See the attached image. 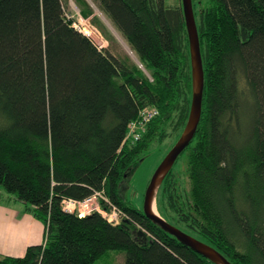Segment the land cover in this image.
<instances>
[{"label":"trees","instance_id":"1","mask_svg":"<svg viewBox=\"0 0 264 264\" xmlns=\"http://www.w3.org/2000/svg\"><path fill=\"white\" fill-rule=\"evenodd\" d=\"M92 1L148 73L75 27L63 0H0V201H20L43 223L40 242L0 255V264H94L118 252L123 264H216L121 196L151 142L173 137L164 155L188 116L181 2ZM194 1L201 114L157 188L156 210L232 264H264V0ZM152 106L157 114L131 141L129 123ZM180 158L187 189L174 172ZM95 191L124 213L118 222L63 208Z\"/></svg>","mask_w":264,"mask_h":264},{"label":"rangeland","instance_id":"2","mask_svg":"<svg viewBox=\"0 0 264 264\" xmlns=\"http://www.w3.org/2000/svg\"><path fill=\"white\" fill-rule=\"evenodd\" d=\"M87 1L91 7L93 8V14L96 15L98 18L97 22L90 21L89 17H83L80 13V8L78 2L76 0H63L65 15L69 19L72 20V24L79 28L82 32L88 34L93 41L98 46H107L112 52L118 51L120 53H127L131 59L145 72L148 73L146 69L139 63L140 61L137 59L135 53L129 48L128 44L121 36V34L116 30V28L112 25V23L107 19V17L98 9V7L94 4L92 0H85ZM203 0H195V8H198L200 3ZM198 3V4H197ZM108 36H112V40L109 41ZM153 108L156 110L157 114L158 110L156 107H148ZM153 115V116H154ZM151 116L142 126L141 128L137 127V131L139 132V137L145 130V126L148 121L153 117ZM173 141V137H167L162 142L158 141L157 139L153 140L147 150H145L140 160H138L134 169H130L126 176L123 178L122 182L120 183L121 186V196L128 200L129 203L134 205L135 207L142 208V200L145 187L147 182L155 169L156 165L160 161L161 157H163V153L165 149L170 146ZM164 151V152H163ZM174 172L177 175V178L180 182V185L183 189H187L189 187L188 177L185 171V163L183 158H180L178 161L177 166L174 169ZM100 197L97 198L96 204H100ZM9 200V199H8ZM20 204L21 202L18 201ZM16 203V205H19ZM22 204V203H21ZM95 204V200L92 202L88 201L87 203L84 202L82 204H77L75 202L68 203V207L77 206V212L79 215L87 213V211L93 207ZM118 213V212H117ZM114 215V213H111ZM116 216V215H115ZM118 216V215H117ZM113 253L110 251L108 254ZM106 256V255H104ZM100 258L95 261L94 264H123L124 261V253L118 252L115 253L113 256L110 255L107 259ZM108 256V255H107Z\"/></svg>","mask_w":264,"mask_h":264},{"label":"water","instance_id":"3","mask_svg":"<svg viewBox=\"0 0 264 264\" xmlns=\"http://www.w3.org/2000/svg\"><path fill=\"white\" fill-rule=\"evenodd\" d=\"M181 9L188 37V47L191 66V99L190 107L184 127L173 145L166 151L153 170L144 190L142 211L147 218L155 222L162 229L175 236L179 241L188 245L198 253L216 264H232L222 253L208 243L190 235L177 226L165 220L156 210L155 195L157 188L166 172L173 165L178 154L192 139L201 114L203 91V68L200 54L199 39L192 0H180Z\"/></svg>","mask_w":264,"mask_h":264},{"label":"crops","instance_id":"4","mask_svg":"<svg viewBox=\"0 0 264 264\" xmlns=\"http://www.w3.org/2000/svg\"><path fill=\"white\" fill-rule=\"evenodd\" d=\"M0 201V255H21L26 246L43 238V223L24 209L23 203Z\"/></svg>","mask_w":264,"mask_h":264},{"label":"built area","instance_id":"5","mask_svg":"<svg viewBox=\"0 0 264 264\" xmlns=\"http://www.w3.org/2000/svg\"><path fill=\"white\" fill-rule=\"evenodd\" d=\"M148 107H144L142 109L139 110V115L137 116L136 119L131 120V122L129 123V130H128V136H131V141H133L134 139L139 137V132L137 131V127L141 128V125L143 126L144 123L156 113V110L153 108H149ZM100 197L105 203H108L110 208L109 210L103 208L100 206V204H96V200L97 198ZM94 201L95 200V204L93 207H91L88 211H92V210H98L99 212H101V214L106 217V219L110 222H118L122 216L124 215V213L115 205V204H111L110 200L100 191H95L93 192L90 196H87L86 198L82 199V200H74V199H64L63 200V208L65 210H69V211H73V210H77V206H73V207H68L67 204L68 203H72L75 202L77 204H82L84 202H88V201ZM114 213V215H112L111 213ZM118 212V213H117ZM116 215V216H115ZM118 215V216H117Z\"/></svg>","mask_w":264,"mask_h":264}]
</instances>
